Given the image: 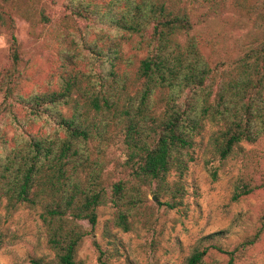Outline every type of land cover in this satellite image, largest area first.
<instances>
[{"label":"trees","instance_id":"16d2710c","mask_svg":"<svg viewBox=\"0 0 264 264\" xmlns=\"http://www.w3.org/2000/svg\"><path fill=\"white\" fill-rule=\"evenodd\" d=\"M261 8L264 13V3ZM30 9L25 4L19 13L36 37L35 28L50 20ZM63 10L55 23L66 46L59 52L58 86L22 96L16 89L21 53L10 14L0 8V25L10 31L7 64L0 67V201L11 209H39L53 256L35 264H78L76 252L87 233L80 221L93 227L102 204L112 208L104 233L108 225L128 231L130 218L148 208L140 186L153 185L156 197L169 196L162 204L174 207L182 186L169 177L179 179L193 160L194 138L205 122L215 126L208 144L219 159L264 132V42L219 69L202 54L178 0H64ZM123 41L143 53L132 70L120 52ZM80 54L89 62L86 71L69 67ZM18 108L30 119L44 117L53 131H26ZM5 123L15 130L10 138L1 131ZM114 135L124 147V175L111 180L104 148ZM259 234L216 249L225 264H234ZM93 243L96 263L109 264L106 250ZM205 252L195 249L182 264H201Z\"/></svg>","mask_w":264,"mask_h":264},{"label":"rangeland","instance_id":"374dc122","mask_svg":"<svg viewBox=\"0 0 264 264\" xmlns=\"http://www.w3.org/2000/svg\"><path fill=\"white\" fill-rule=\"evenodd\" d=\"M63 2L0 0V8L10 14L12 34L21 53L16 89L22 96L58 86L63 70L59 52L66 46L58 36L55 23L63 15ZM263 3L264 0H178V6L189 15L191 33L202 54L210 66L219 69L247 48L264 42ZM25 4L32 14L42 11L50 20L47 24L51 27L44 24L42 30L41 26L35 28L39 32L36 37L29 33V21L19 13ZM3 18L8 22L6 15ZM9 32L0 25V67L7 64ZM120 52L123 58L131 60L129 70L134 69L143 55L142 51L132 50L129 41L120 43ZM74 59L69 67L81 71L89 68L83 55ZM17 111L26 131L37 134L53 131V125L44 117L30 119L21 109ZM214 129L211 123H204L194 138L193 160L179 179L169 177V181L179 180L182 186L174 207L162 204L168 195L156 197L153 185H143L140 189L148 208L145 215L130 218L128 231L108 225V233H104L112 211L108 203L97 207L93 227L80 221L87 233L76 252L78 264H97L94 241L109 254V264H182L195 249L206 250L201 264H225V255L216 247L229 249L257 230L260 231L257 241L234 264H264V132L252 143H238L230 155L219 159L208 144ZM1 131L5 138L15 132L10 123L2 124ZM104 158L105 175L111 180L123 177L120 164L124 147L119 135H114L105 145ZM245 189L250 190L243 194ZM38 213V208L18 205L11 209L0 201V264H35V260L47 262L52 258Z\"/></svg>","mask_w":264,"mask_h":264},{"label":"water","instance_id":"95a60500","mask_svg":"<svg viewBox=\"0 0 264 264\" xmlns=\"http://www.w3.org/2000/svg\"><path fill=\"white\" fill-rule=\"evenodd\" d=\"M153 199H154V197H153Z\"/></svg>","mask_w":264,"mask_h":264}]
</instances>
